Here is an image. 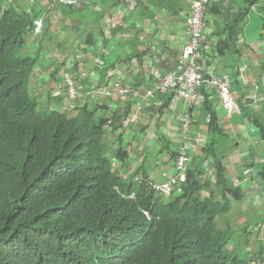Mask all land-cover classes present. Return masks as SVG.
I'll return each mask as SVG.
<instances>
[{"label":"trees","instance_id":"1","mask_svg":"<svg viewBox=\"0 0 264 264\" xmlns=\"http://www.w3.org/2000/svg\"><path fill=\"white\" fill-rule=\"evenodd\" d=\"M259 1L249 2L244 13L218 32L219 56L239 54L238 42L249 12ZM258 9L264 13V7ZM37 24L29 11L0 0V264H264L263 248L256 253L249 242V225L235 229L228 223L224 228L218 224L243 197L216 153L215 136L222 130L209 96L204 109L210 114L211 145L205 144L193 158L182 192L166 197L155 190L162 184L151 181L146 160L123 175L130 159L136 160L130 150L141 158L146 152H137L132 144L129 149L123 132L137 122L125 124L134 109L132 97L139 92V98L145 99V92L159 82L155 72L152 87L142 90L136 84L123 97L127 102L116 108L101 99L90 101L92 97L84 102L81 88L67 73L78 93L72 97L64 74L51 95L63 93L57 99L61 104L64 96L71 103H84L74 114L50 109L53 98L42 105L31 91L40 52L27 55L24 51L28 39L36 37ZM101 29L105 44L106 28ZM159 96L163 110L170 109L174 92ZM155 100L157 94L149 101ZM196 111L192 110L193 119ZM240 111L246 114L244 106ZM159 139L162 147L157 155L164 152L169 163L177 162L179 150L171 148L166 135L160 134ZM111 144H116L115 151ZM203 163L215 168L213 179L201 167ZM259 174L264 180V169ZM235 238L238 241L231 250Z\"/></svg>","mask_w":264,"mask_h":264},{"label":"crops","instance_id":"2","mask_svg":"<svg viewBox=\"0 0 264 264\" xmlns=\"http://www.w3.org/2000/svg\"><path fill=\"white\" fill-rule=\"evenodd\" d=\"M9 1L35 15L37 22L44 19L41 40L37 44V38L30 37L24 51L27 55L40 52L41 62L33 83L47 86L50 91L55 84H62L64 74L70 73L76 87L81 88L79 95L84 102L92 97L90 101L101 99L116 108L118 104L127 102L120 95L121 89L132 92L137 84L138 88L144 90L152 87L157 80L154 72L165 76L180 74L186 68L184 49L188 44L187 19L195 0H153L152 5L148 4L150 0H80L75 6H67L57 0ZM251 1L215 0L211 3L204 17L205 47L199 63L200 72L208 79L231 78L239 108L244 106L246 114L241 112L229 117L218 91L203 84L202 90L207 94L199 90L200 98L192 128L195 135H201L211 143L208 134L210 114L204 109L205 96H209L212 111L217 115L222 130L215 136L216 153L223 159L228 179L240 186L243 197L242 201L233 205L232 212L225 216V220L228 223L229 218L235 219V214L239 220L245 219L244 223L241 221L243 225L238 224L237 228L249 225L250 244L254 243L253 250L258 253L260 247L264 250V180L259 174L264 169V131L261 129L264 125V13L258 9L264 7V0L251 7L248 23L238 42L239 54L221 57L216 50L218 32L244 13ZM134 3L137 8L132 12L130 7ZM142 6L149 12H143ZM102 27L106 28L105 44L101 37ZM249 27L254 30L250 31ZM91 36H94L93 44ZM137 54L141 58H137ZM53 71L57 75H53ZM88 88L94 91L89 92ZM139 97H132L134 109L129 117L137 120L135 127L138 124L140 127L132 128L134 125H131L123 132L129 149L146 150L142 158L140 153L134 155L131 152L134 150H130V156L136 158L138 166L140 162L143 164L145 160H151L152 145L161 143L160 134L166 135L172 149L178 151L184 145L182 102L175 105L173 110H163L164 100L161 96L155 101ZM253 97L257 99L253 100ZM149 107L153 110L150 111ZM250 117L254 120H250ZM255 119L258 121L255 122ZM145 126H148L147 130ZM144 142H148L147 147ZM209 143L208 146L211 145ZM206 145L192 144L189 151L192 160L200 155L199 151ZM148 148L150 151H147ZM153 155L154 165H148L152 182L164 184L177 175L173 162L158 160L155 156L157 150ZM212 159L210 157L208 162H212ZM207 168L210 170L207 176L211 180L216 170L213 165H207ZM133 170L125 172V175L128 176ZM252 179L256 181L254 185L258 187H255L257 190ZM235 241L234 246L238 239L235 238Z\"/></svg>","mask_w":264,"mask_h":264},{"label":"built area","instance_id":"3","mask_svg":"<svg viewBox=\"0 0 264 264\" xmlns=\"http://www.w3.org/2000/svg\"><path fill=\"white\" fill-rule=\"evenodd\" d=\"M61 4L72 6L76 5L80 0H57ZM215 0H195L190 15L187 19V25L189 28V39L188 44L184 51V57L187 61L186 68L180 74H168L161 76L160 72H155V76L158 78L159 82L154 87V89L147 90L145 92V99L150 100L159 95L173 91L175 96L174 100L170 106L173 110L174 106L182 102V128H183V143L184 145L180 148L181 153L180 158L174 163L178 173L175 177L171 178L169 181L162 185H156L155 190L162 193L164 196L169 197L174 192L180 194L182 192V184L186 182V172L192 163V159L188 152L191 150L192 144L194 145H204L208 144L207 141L201 135H195L193 132V113L192 110H196L198 101L200 98L199 88L203 84H208L212 88L218 91L219 97L222 101V105L228 112V116L232 117L234 114H240V108L236 99V95L232 91L231 78H211L205 79V76L199 70V62L201 60V49L203 47V33H204V17L208 7ZM137 4L131 5V10H135ZM44 28V19L38 21L36 29L37 44L40 41ZM66 83L69 86V92L72 97L78 95L75 87L74 81L66 74ZM128 90L121 89L120 95L126 97ZM140 96L139 92L135 93V97ZM253 97V100H256ZM136 119L129 117L125 124L135 122ZM189 142L191 144H189ZM189 144V145H188ZM134 197V196H132ZM149 217V214L146 213Z\"/></svg>","mask_w":264,"mask_h":264},{"label":"rangeland","instance_id":"4","mask_svg":"<svg viewBox=\"0 0 264 264\" xmlns=\"http://www.w3.org/2000/svg\"><path fill=\"white\" fill-rule=\"evenodd\" d=\"M254 27V26H253ZM249 30L250 31H252V30H254L253 28H251V27H249ZM41 40V39H40ZM87 61H88V59H87ZM66 87V86H65ZM31 91H32V94L34 95V96H36L38 99H39V101H40V103L42 104V105H45L46 104V102H47V99H48V97H51V98H53V101H52V104H51V107H50V109H60L62 112H68V113H72V114H74V113H76L77 111H78V106H81L84 102H80V101H77L75 104L74 103H71L69 100H67V99H69V96H64L63 97V99L61 100V102H62V104L57 100L58 98H60V97H62L63 96V93H60V94H62V96H60V95H58V96H56L57 94H55V95H51L52 94V92H50V88H48L47 86H38V84H36V83H33L32 85H31ZM65 89V88H64ZM55 96H56V98H55ZM58 104H61V105H58ZM134 126L132 127V128H137V127H140L139 126V124L137 125V127H135V125L136 124H133ZM111 137L109 136V139H110ZM145 143V146L147 147L148 145V142H144ZM143 144V143H142ZM113 146V147H112ZM111 147H112V150L113 151H115V149H116V144H111ZM145 147V148H146ZM162 146H161V143L160 142H158V144L156 143L155 145H152V150L150 151L149 150V148L147 149V151H150V154H151V160L149 161L150 162V164H149V162L147 161V165H150V167H152L153 165H154V161L152 160V158H154L153 156V153H154V151H156L157 150V152H158V150L161 148ZM216 148H218V147H216ZM132 152V154H134V155H136V153H134V151H131ZM138 152V151H137ZM110 153H112V152H109V154ZM139 153V152H138ZM147 154H145V156H146ZM156 157H158L157 159L158 160H161V161H167L168 160V158H169V155L168 154H164V152H162V154H158V155H155ZM226 158H227V156H226ZM225 158V159H226ZM138 162L136 161V160H133V161H129V164L125 167V170H124V174L123 175H125V172H127V171H130V170H132V169H134V168H137V166H138ZM201 167L203 168V169H205V170H207V172H209L210 170L207 168V164H201ZM210 167H212V166H210ZM157 168V167H156ZM232 171H234V170H232ZM210 174V173H209ZM231 174L232 175H234L235 174V172H231ZM211 175V174H210ZM212 178V177H211ZM213 179V178H212ZM254 185V184H253ZM257 188L258 189V187L256 186V185H254V188ZM255 188V190H257ZM260 200V199H259ZM235 203H237V202H234V204ZM257 204L258 205H260L261 206V203H259V201H257ZM258 209H260V207L258 208ZM235 219H231V218H229V220H228V223H230V225L232 226V227H235V228H237L238 227V224H242L243 225V223L245 222L244 220L245 219H243V220H239L238 219V216L235 214ZM243 223H242V222ZM218 224H220L219 226H221L222 228H224L226 225H227V222H226V220H225V217L224 218H222V219H219L218 220ZM249 242H250V240H249ZM251 243V242H250ZM234 244H235V240L233 241V243H231V245H230V249L232 250L233 248H232V246L234 247ZM254 243H252L251 244V246H252V248L254 249L255 248V246L253 245ZM255 252V251H254ZM254 259V258H253Z\"/></svg>","mask_w":264,"mask_h":264}]
</instances>
